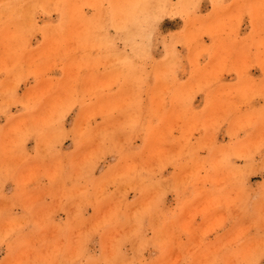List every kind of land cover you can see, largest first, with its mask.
I'll list each match as a JSON object with an SVG mask.
<instances>
[{
	"label": "rangeland",
	"instance_id": "374dc122",
	"mask_svg": "<svg viewBox=\"0 0 264 264\" xmlns=\"http://www.w3.org/2000/svg\"><path fill=\"white\" fill-rule=\"evenodd\" d=\"M264 0H0V264H264Z\"/></svg>",
	"mask_w": 264,
	"mask_h": 264
},
{
	"label": "bare ground",
	"instance_id": "6f19581e",
	"mask_svg": "<svg viewBox=\"0 0 264 264\" xmlns=\"http://www.w3.org/2000/svg\"><path fill=\"white\" fill-rule=\"evenodd\" d=\"M264 62V61H263ZM264 67V66H263Z\"/></svg>",
	"mask_w": 264,
	"mask_h": 264
}]
</instances>
